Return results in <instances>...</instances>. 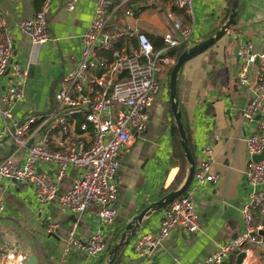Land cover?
<instances>
[{"label":"crops","instance_id":"1","mask_svg":"<svg viewBox=\"0 0 264 264\" xmlns=\"http://www.w3.org/2000/svg\"><path fill=\"white\" fill-rule=\"evenodd\" d=\"M2 3L13 36L14 60L29 68L28 78L23 84L25 96L15 106L14 113L20 119L35 113L37 120L33 128L37 131L34 139L48 134L54 141V133L49 129L51 122L45 120L56 105L54 93L61 77L81 55L82 36L93 18L97 0H79L75 9H68L66 0H52L48 22L57 40L44 43L34 42L18 25L20 19L34 15L44 0H2ZM231 4L232 0H193V33L187 45H193L218 30L227 20L229 14L223 19ZM113 6L110 15L112 27L120 30L131 27L136 34L145 33L152 42L168 32H176L168 13L170 10L183 15L171 0H114ZM236 35L240 36L239 40L234 39ZM136 38L124 35L120 44ZM241 41H250L258 49L264 48V0H244L242 13L228 34L206 51L188 59L178 73L177 98L183 110L185 128L192 140L195 164L208 160L212 171L217 174L215 181L202 185L196 193L200 229L190 232L173 228L157 252L140 256L132 247L133 242L144 232L156 233L159 230L166 205L143 217L131 243L122 249L118 264H195L209 256L221 241L238 236L246 229L241 207L249 199L250 187L245 171L253 159L247 137L256 131L258 117L251 122H245L243 117L249 88H244L237 81L239 59L235 46ZM172 65L168 68L171 69ZM257 73L258 67L255 66L253 82ZM12 79L10 73L0 75V95ZM156 106L157 103L152 112ZM173 124L171 108L169 103H165L158 108L156 125L152 128L146 126L143 130L142 142L136 146L139 132L121 151L116 176L119 217L113 225L103 229L98 220L97 205H90L77 214L62 208L57 201L41 202L35 186L27 181L0 176V194L7 206L0 217L4 238L3 242L0 241V253L7 245L14 246L15 242L26 255L29 248L33 249L40 264H104L114 239L107 244L104 253L89 256L68 243L69 228L78 218L81 236L87 237L100 229L110 237L112 230H116L115 234L120 232L145 204L161 197L163 188L171 185L179 170V163L171 161ZM2 126L0 114V129ZM207 143L211 150L205 154L203 148ZM27 151V147L18 148L12 139L5 138L0 142V161L11 156L14 162L22 164ZM40 165L43 170L53 171L55 168L49 162ZM77 173L75 167L68 170L59 192L72 186ZM192 183L193 179L190 185ZM255 217L260 218V215L256 213ZM50 220L59 223L55 233L47 230ZM223 264H236V254H231ZM241 264H264L263 249L249 255L248 263Z\"/></svg>","mask_w":264,"mask_h":264},{"label":"built area","instance_id":"2","mask_svg":"<svg viewBox=\"0 0 264 264\" xmlns=\"http://www.w3.org/2000/svg\"><path fill=\"white\" fill-rule=\"evenodd\" d=\"M51 1L44 0L34 15L18 22L19 28L34 42L57 40L48 22ZM78 1L66 0L67 8L75 9ZM171 2L182 10L183 15L168 12L176 32L166 33L164 46L155 48L145 33L136 34L131 27L122 30L112 27L110 15L114 0H97L93 18L82 36L81 55L61 77L54 93L56 105L45 120L51 122L49 129L54 133V141H51L48 134L34 139L37 131L33 128L37 120L35 113L23 119L14 113L15 106L25 96L23 84L29 68L14 60L13 36L0 0V75L10 73L13 78L0 95L3 119L0 142L10 138L18 148H28L22 164L14 162L11 156L1 160L0 176L27 181L35 186L41 202L57 201L62 208L77 214L90 205H97L102 229L117 221L119 154L133 140L134 131H143L147 126L148 110L160 87L156 72L174 61L173 56L166 54L168 49L192 38L193 0ZM124 35L137 38L120 44ZM238 55L237 81L249 86L243 106L244 120L251 122L260 115L256 131L247 137L248 150L252 154L264 148V48L258 49L250 41H241ZM255 66L258 73L253 82ZM210 150L207 143L203 153L208 154ZM42 162L53 163L55 168L43 170ZM72 167L78 169L72 186L59 192L61 181ZM245 173L250 187L249 199L241 207L246 229L238 236L221 241L209 256L195 264H223L231 254L241 250L246 252L243 263H248L249 255L258 253L259 248L264 251V233L261 232L264 230V158L250 160ZM216 179L217 174L208 160L196 164L194 183L167 204L156 233L144 232L138 236L132 244L134 250L146 257L159 250L173 228L190 232L199 230L196 193L202 185ZM6 207L0 194V217ZM256 213L260 218L255 217ZM78 225L76 218L69 228L68 243L89 256L104 253L108 237L103 230L83 237ZM58 227L56 221L47 223L50 233H55ZM26 257L19 249L1 252L0 264H25Z\"/></svg>","mask_w":264,"mask_h":264},{"label":"water","instance_id":"3","mask_svg":"<svg viewBox=\"0 0 264 264\" xmlns=\"http://www.w3.org/2000/svg\"><path fill=\"white\" fill-rule=\"evenodd\" d=\"M239 2L240 0H232L229 16L227 20L222 24V26L218 30H216L213 34L200 40L199 42H196L193 45L188 46L182 53H180L177 59L175 60L170 72V79H169L170 108L188 164L187 173L182 184H180L178 188L172 189L169 192L163 194L158 199L148 202L143 206V208L139 212L131 216V218L124 224L121 231L118 232L119 237L114 242L111 249L109 250L108 256L104 264H113L114 259L117 257L120 251L125 246L131 243V240L135 235V232L141 225L144 216L149 215L154 211H157L163 208L164 206H166L171 200H173L175 197L180 195L190 185L193 179V173H194L196 161L192 148L189 143V139L185 129V124L182 118V111L180 109L179 100L177 98L178 73L181 67L183 66V64L188 59L206 51L208 48L214 45L221 37H223L225 34H228L229 29L232 26H234L237 22V16L239 12ZM234 39L239 40L240 36L236 35ZM228 43H230V41ZM238 51H239V45H236L235 52L237 53V55H238ZM238 59H239V55H238ZM248 87H249L248 85H244V88H248ZM235 88L238 89L239 87L236 85ZM259 116L260 115H258V117ZM134 132L135 134L139 133L137 131ZM252 155H253V159L264 158V148L259 152L252 153ZM261 232L264 233V230H261ZM0 241L1 242L4 241L3 232L1 230H0ZM26 252H27V258L25 260V264H40L38 255L35 253L33 249L29 248V250H27ZM245 256H246V252L244 250L239 251L236 254V264H241Z\"/></svg>","mask_w":264,"mask_h":264},{"label":"trees","instance_id":"4","mask_svg":"<svg viewBox=\"0 0 264 264\" xmlns=\"http://www.w3.org/2000/svg\"><path fill=\"white\" fill-rule=\"evenodd\" d=\"M243 6H244V0H240L238 17L242 13ZM229 11L230 10L228 9L227 14L225 15L223 20H225L227 18ZM153 43L155 45V48H160V47L164 46V44H165L164 37H162V38L157 37V38L153 39ZM187 47H188L187 42L183 41L177 45L170 47L166 54L173 56L176 60L177 57L179 56V54L182 53ZM172 67H173V65H172ZM172 67H171V69H172ZM171 69H170V72H171ZM181 110H182V108H181ZM182 114H183V110H182ZM182 118H183V115H182ZM185 129H186V133H187V136L189 139L190 146L192 148V140H191L189 131L187 128H185ZM172 136H173V154H172L171 161L173 163H175V162L179 163V170H178L177 174L175 175V178H174L173 182L171 183V185L166 187V188H163L161 195L169 192L172 189H176L180 185V183L183 181V179L187 173V167H188L187 158H186V155H185V152H184L181 140H180V136L178 134V131H177L175 124L172 125ZM118 237H119V233H116L115 237H114V242L118 239ZM121 257H122V250L117 255V257L114 259L113 264H118L120 262Z\"/></svg>","mask_w":264,"mask_h":264},{"label":"rangeland","instance_id":"5","mask_svg":"<svg viewBox=\"0 0 264 264\" xmlns=\"http://www.w3.org/2000/svg\"><path fill=\"white\" fill-rule=\"evenodd\" d=\"M174 62H175V60L173 61V64H174ZM169 71H170V69L168 67H166L164 70L156 72V75H157L159 82H160V87H159L158 92L155 95L153 104L150 106V108L148 110L147 127L150 125V128H152L153 126L156 125V119L158 116V108L165 105V103H166V105L169 103V106H170V101H169L170 100V89H169V83H167L169 81V78H170V76H169L170 72ZM166 76H167V78H166ZM156 103H157V106H156L155 112L154 111L152 112L153 107ZM151 115H152V117H151ZM142 137H143V131H140L136 146H138L142 142ZM121 154L122 153L119 154V166H120ZM118 171H119V168H118ZM118 217H119V211H118ZM118 223H120V222H118ZM115 232H116V230H112L111 236L107 238V244H109L114 239ZM19 248H20V246H18V244L14 242V246L9 244L5 247V250H3L2 252H5V253H9L12 251L16 252ZM0 255H1V253H0Z\"/></svg>","mask_w":264,"mask_h":264},{"label":"bare ground","instance_id":"6","mask_svg":"<svg viewBox=\"0 0 264 264\" xmlns=\"http://www.w3.org/2000/svg\"><path fill=\"white\" fill-rule=\"evenodd\" d=\"M6 260L4 259V262H5Z\"/></svg>","mask_w":264,"mask_h":264}]
</instances>
